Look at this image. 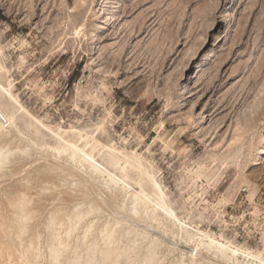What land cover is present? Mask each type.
<instances>
[{"label": "rangeland", "instance_id": "374dc122", "mask_svg": "<svg viewBox=\"0 0 264 264\" xmlns=\"http://www.w3.org/2000/svg\"><path fill=\"white\" fill-rule=\"evenodd\" d=\"M0 84L13 97L1 108L22 106L16 123L40 142L63 152L78 132L94 137L114 158L84 151L132 192L147 168L184 225L264 262V0H0ZM47 243V264H59ZM75 252L71 264H94L93 246ZM30 255L0 250V264Z\"/></svg>", "mask_w": 264, "mask_h": 264}, {"label": "bare ground", "instance_id": "6f19581e", "mask_svg": "<svg viewBox=\"0 0 264 264\" xmlns=\"http://www.w3.org/2000/svg\"><path fill=\"white\" fill-rule=\"evenodd\" d=\"M107 23L108 18L95 26L92 36L97 38ZM0 96L13 98L1 84ZM21 109H10L8 115L0 106V229L4 231H0V250L13 254L29 250L30 264H47L50 235L63 253L59 264L73 262L78 243L94 247V264H119L121 257L128 260L126 264H139L146 262L147 255L151 264H161L159 259L165 252L180 264H184V255L191 264H264L259 257L212 239L205 241L196 230L184 225L147 168L140 166L136 179L139 191L132 192L128 183L84 151V147L91 146L110 159L116 154L114 149L78 132L73 143L64 141L66 150L60 152L16 123V113ZM263 148L258 147L255 162L263 159ZM145 179L158 193L157 200L144 191ZM32 185L37 187L33 186L36 193L31 197L27 189ZM44 192L50 193L46 206L41 211L33 210V196ZM63 195L79 197L68 202ZM21 232L30 234L28 239L22 240Z\"/></svg>", "mask_w": 264, "mask_h": 264}]
</instances>
